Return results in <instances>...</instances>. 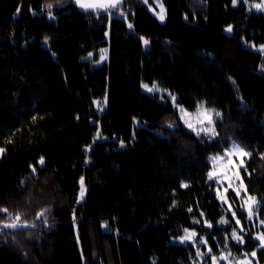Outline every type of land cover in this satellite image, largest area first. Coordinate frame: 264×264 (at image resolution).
<instances>
[{
	"label": "trees",
	"instance_id": "obj_1",
	"mask_svg": "<svg viewBox=\"0 0 264 264\" xmlns=\"http://www.w3.org/2000/svg\"><path fill=\"white\" fill-rule=\"evenodd\" d=\"M147 3L88 12L0 0V226L18 213L36 226L0 230V264H191L195 248L176 241L185 229L214 253L256 250L264 264L253 238L264 221V58L251 48L264 46V12L161 0L160 22ZM103 48L104 63L86 60ZM144 83L219 112L217 135L198 137ZM232 142L251 154L242 178L259 202L252 221L236 208L242 245L227 240L236 225L208 176V157Z\"/></svg>",
	"mask_w": 264,
	"mask_h": 264
},
{
	"label": "rangeland",
	"instance_id": "obj_2",
	"mask_svg": "<svg viewBox=\"0 0 264 264\" xmlns=\"http://www.w3.org/2000/svg\"><path fill=\"white\" fill-rule=\"evenodd\" d=\"M71 1H72V3L74 5H76V7L78 9L83 10V11H88V12L97 11L98 9H104L106 7L110 8V7H108L109 0H83L84 3H89V4H94V5H104L103 7H92V8H87V9L86 8H82L80 6V3L77 2V0H71ZM122 1L123 0H120V2L115 7L120 5ZM239 1L244 2L246 7H247V9L250 10V11L264 12V9H257L255 7H253V5L260 4V3L264 2V0H246V2H245V0H237V3ZM147 4H148L149 10L158 18V20L160 22H164L165 21V12L163 10V13H161V6H162L161 0H148ZM112 8H114V7H112ZM161 14H163V16H164L163 20H161L159 18ZM229 28H231V31L227 30ZM225 32L231 33L232 32V27L231 26L227 27L225 29ZM107 38H109V33L107 34ZM251 48L253 50H255L256 52H259L262 55V57L264 58V46L263 45L256 46V47L251 45ZM99 53H100V57H99L98 62H94L93 63L92 62V58H91L90 55L86 58V60L88 62H90L93 66L101 65L107 59V49L103 48V49H101L99 51ZM263 71H264V67H263ZM153 84H156V83H152V84L144 83L142 85H147L148 88H151ZM157 87L159 89L158 91L154 90V91H151V92L148 91L145 87H142V89L145 92H147L148 94L156 96L159 100H163V101L167 100L169 103H171L173 105V107L178 111L179 117L181 119L182 113L179 111V108L176 106L177 105V95L169 93L167 90L162 89L158 85H157ZM173 95L176 97V104H174L172 99H171V97ZM200 104H202L205 109H208V110L211 111L212 116H213V120H214L213 126L215 127V122H216V120L218 119V117L220 115L218 117L215 116L216 111L213 110L212 108L208 107L206 105V103L201 102L198 105H200ZM179 107H182V106L179 105ZM182 108H184V107H182ZM185 110L188 113L191 114L189 117H185V118L189 119L193 124H196L197 123V115H196L197 114V107H196V109H194L192 111H189L187 109H185ZM181 121L185 125V123H184V121L182 119H181ZM197 126H199V125H197ZM189 130H191V129H189ZM193 133H195V132H193ZM200 136H204V137L208 138L203 133ZM233 143L234 142L230 143V145L228 147H226L225 149H223L222 152L214 153V154H212V155H210L208 157V161H209L210 166H211V169H210L209 172H214L215 173L214 176L210 179V181H212V183L215 186V192H216V194H217V196L219 198V201L223 205L224 211L227 214H230L233 217L234 223L236 225L235 231L237 232V234L239 236L242 237V241H243L244 234L246 233V231L244 230V228L240 224V221H239V224H237L238 217H237L236 208L238 210L244 211L246 213L247 220H251L252 221L255 218V214H253L252 218L249 219L248 207L245 204V201L247 200L248 196H251V195L248 192H247V194H245V192L243 190H241L240 194L237 195V191H236V189H238L240 187V181L241 180L243 181L242 173H243V171L245 169L246 161L248 160V156L247 157H240L238 155H234V156L229 157V158L224 159V160H217L215 162L212 160V157H214V156H222L223 157L225 155V153L228 152L232 148ZM241 159H243V161H244V166L243 167H239L237 169L233 165H237L238 166L240 164ZM229 161H232V163H230ZM237 170L239 171V179H236V176H235V172ZM243 184H244V181H243ZM84 191H85V188H84ZM229 194H231L233 196V200H230V195ZM221 197H223V199ZM82 199L83 198H81L80 194H79L78 201H80ZM234 204H236V207H235ZM233 213H235V215H233ZM10 222H11V220L8 221V222H4V223H10ZM261 222L262 221H257L256 223H253V227L256 228L255 229V233L253 235V238L258 242V244H259L258 248H264V246L261 245V241L259 239H257V237L260 234H264V231L261 230L263 228V226H264V223H261ZM2 224H1V226H2ZM28 225H29V227H27V228L6 229V230H9V231L24 230V229H30V228H35L36 227V226H34V225L30 224V223ZM219 225L220 226H225L226 223H221L220 222ZM241 229H243V231H241ZM193 232L195 233L194 237H192L191 239H183L182 240V238H184L186 236H189ZM227 240L231 241L232 243H235L237 245H242L243 244V242H240L237 239L232 237V232L227 237ZM176 241L178 243H180V244L189 243V244L193 245V247L195 248V255L193 257V261H192L191 264H213V257H216L217 264H242V262H243V264H258L256 262L255 255H253V253H256V250L253 251V252H250V253H242V254L237 255V254L232 253L230 251L228 245L226 244L224 246H218L217 252L214 253L213 249L207 243L205 237L204 236H199L197 234L196 230H188L187 233L184 232L183 235L180 238H178ZM198 250H199V253L203 254V255L198 254ZM222 255L226 256L227 259H220V257Z\"/></svg>",
	"mask_w": 264,
	"mask_h": 264
},
{
	"label": "snow or ice",
	"instance_id": "obj_3",
	"mask_svg": "<svg viewBox=\"0 0 264 264\" xmlns=\"http://www.w3.org/2000/svg\"><path fill=\"white\" fill-rule=\"evenodd\" d=\"M77 2L80 3V6L82 8H86V9L92 8V7H103L104 6V5H94V4L84 3L83 0H77ZM119 2H120V0H109L108 7H115ZM232 2H233V5H236L237 0H232ZM245 2H246V0H245ZM47 7L49 9H51L52 5L49 4V5H47ZM253 7H255L257 9H264V2H262L260 4H255V5H253ZM19 12H20V9L18 8L17 13H19ZM161 13H163V7L162 6H161ZM49 16H50V18H54V17H52L51 12H49ZM159 18L161 20H163L164 19L163 14H161ZM129 27L131 28V25H129ZM227 30L231 31V28H229ZM144 43L147 44L148 41L145 40ZM142 87H145L150 92L154 91V90H157V91L159 90L156 84H153L151 88H148L147 85H142ZM171 99H172L173 103L176 104V97L174 95L171 97ZM176 106L179 108V111L182 113L181 119L184 121L185 125L189 129H191L193 132H195L198 137L202 133L205 136H207L209 139H212L217 135L216 129L213 126L214 120H213L212 113L210 110L205 109L202 104L197 106V114H196L197 115V123L196 124H193L189 119L185 118V117H189L191 115L190 113H188L184 108L179 107L178 104ZM219 115H220L219 112L215 113V116L218 117ZM197 125H199V126H197ZM169 127H172V125H169ZM89 147H91V146H89ZM3 151H4V149L0 148V153H2ZM86 151H87V149H86ZM234 155H238L240 157H247V156H250L251 154L244 151L242 146H240L234 142L232 145V148L228 152H226L223 157L222 156H214V157H212V160L214 162L217 160H224V159H227V158L232 157ZM262 159H264V157H262ZM229 162L232 163V161H229ZM40 163L41 164L44 163L43 157H41ZM86 163H87V161H86ZM233 166L236 167L237 169L239 167H243L244 166L243 159H241L240 164L238 166L237 165H233ZM35 171L36 170L33 169V172H35ZM245 171H247V169H245ZM214 174H215L214 172H209V174H208L209 178L211 179L214 176ZM235 176H236V179H239V171L238 170L235 172ZM80 183H81L80 197L83 198V196H84V179H83V177H81ZM183 186L187 187V185H183ZM241 190H243L245 192V194H247L246 186L243 184L242 180L240 181V187L238 189H236L237 195L240 194ZM221 198L223 199V197H221ZM258 203L259 202L255 196H248L247 200L245 201V204L248 207L249 219L252 218V216L254 214L255 206H257ZM190 211H191V209H190ZM0 212L7 213L8 209L7 208L0 209ZM41 215H43V213L37 214V219H39V217ZM233 215H235V213H233ZM9 216L11 217V213H9ZM220 222L221 223H227V221L224 220L223 218L221 219ZM261 223H264V221H262ZM237 224H239V220H237ZM27 227H29L28 223L26 221H23L22 214L18 213L14 216V218H11L10 223H3L2 226H0V230H2V229H19V228H27ZM209 227H211V225H209ZM187 231L188 230L185 229L186 233H187ZM241 231H243V229H241ZM194 236H195V233L193 232L189 236L182 238V240L183 239H191ZM232 237L237 239L240 242H243L242 237L239 236L235 230L232 232ZM257 239H259L261 241V245L264 246V234H260L257 237ZM198 254H200L199 250H198ZM200 255H203V254H200ZM253 255H255V253H253ZM220 259H227V257L222 255L220 257ZM213 264H217L216 257H213ZM242 264H243V262H242Z\"/></svg>",
	"mask_w": 264,
	"mask_h": 264
}]
</instances>
